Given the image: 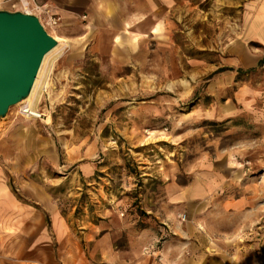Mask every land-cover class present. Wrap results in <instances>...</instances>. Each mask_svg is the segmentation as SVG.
I'll use <instances>...</instances> for the list:
<instances>
[{"label": "rangeland", "instance_id": "374dc122", "mask_svg": "<svg viewBox=\"0 0 264 264\" xmlns=\"http://www.w3.org/2000/svg\"><path fill=\"white\" fill-rule=\"evenodd\" d=\"M194 1L198 6L174 20L176 66L158 57L153 43L145 62L98 56L84 24L66 27L72 46L50 66L39 106L52 122L36 120L32 137L45 150L23 177L46 184L70 237L57 240L44 210L47 240L1 242L0 264H131L123 258H136L143 244L141 253L151 250L169 215L228 235L264 264V125L244 111L228 120L205 119L203 107L196 113L214 100L209 86L222 73L218 34L228 10L222 0ZM240 84L264 88V64L239 72L214 103L232 100ZM18 111L0 120V132L23 122ZM82 165L94 166V174ZM11 174L19 199L33 204ZM196 183L201 191L194 194Z\"/></svg>", "mask_w": 264, "mask_h": 264}, {"label": "crops", "instance_id": "0c3cea01", "mask_svg": "<svg viewBox=\"0 0 264 264\" xmlns=\"http://www.w3.org/2000/svg\"><path fill=\"white\" fill-rule=\"evenodd\" d=\"M44 1L62 19L57 28L60 35H64L69 25H82L80 19L85 16L92 20L93 31H87L88 39L93 41L92 50L98 56L113 57L121 63L138 57L145 62L150 53L148 46L153 43L157 56L168 57L174 66L177 65L176 44L172 39L174 20L181 10H192L198 6L194 0ZM222 1V7L228 13L218 34L217 51L219 68L225 71L210 83V96L214 99L211 104L200 103L194 108L203 107L205 119L228 120L244 111L264 125L263 86L240 84L234 90L232 100H227L225 105L214 103L222 92L236 85L239 72L258 69L264 60V0ZM0 10L14 11L4 0H0ZM7 125L2 126L3 131L0 132V243H23L38 238L47 240L48 229L43 213L46 210L53 220L57 240L65 244L70 230L58 206L52 203L46 184L23 177L30 170L37 169L38 160L45 150L44 144L33 142L35 135L31 132H26L24 139L17 140L14 128L8 130ZM12 154H17L16 162L8 164L13 160L10 159ZM56 159V156L52 158L53 164ZM79 169L84 173L86 170L88 175L95 172L91 165H82ZM9 171L12 172L13 185L35 205L19 199L9 181ZM169 219L171 221L165 223L168 228L154 234L151 250L141 253L143 244L136 258L130 252L123 259L131 261V264H262L254 253L242 250L240 244L228 235L220 236L210 228L205 230L198 225H182L176 221L175 215H169ZM165 229L172 236H166ZM177 239L178 242L175 241Z\"/></svg>", "mask_w": 264, "mask_h": 264}, {"label": "water", "instance_id": "95a60500", "mask_svg": "<svg viewBox=\"0 0 264 264\" xmlns=\"http://www.w3.org/2000/svg\"><path fill=\"white\" fill-rule=\"evenodd\" d=\"M57 45L36 16L0 10V120L29 97L44 57Z\"/></svg>", "mask_w": 264, "mask_h": 264}, {"label": "bare ground", "instance_id": "6f19581e", "mask_svg": "<svg viewBox=\"0 0 264 264\" xmlns=\"http://www.w3.org/2000/svg\"><path fill=\"white\" fill-rule=\"evenodd\" d=\"M82 20L81 22H83L82 24H84L83 26L85 30L92 32L93 31L92 30L93 28L92 20L86 16L83 17ZM61 23H62V19L60 17V23L58 24V26L55 28L53 27L51 32L48 31V33L58 41V45L44 57L29 97L24 102L17 105V107L27 105L34 113H38L39 106L43 103V92L47 85L46 79L50 71V66L59 59V57L63 54V52L67 48L72 46V44L67 40V38L64 37L63 35H60L57 31V28L61 25ZM21 118L23 119V122H19L20 124H18L14 129L15 137L19 141H20V138L22 139L25 138L26 132H31L32 134H35L38 131L37 122L35 119H31L27 117L25 118L21 117ZM40 121L47 125L51 124L52 122L51 115L43 114V119ZM20 143L22 144L23 142H20ZM200 188L201 187L199 183H196L193 193L196 194L200 192L201 191Z\"/></svg>", "mask_w": 264, "mask_h": 264}, {"label": "built area", "instance_id": "2783aa9c", "mask_svg": "<svg viewBox=\"0 0 264 264\" xmlns=\"http://www.w3.org/2000/svg\"><path fill=\"white\" fill-rule=\"evenodd\" d=\"M4 2L11 4V8L14 11L36 16L47 32L48 29L52 30L53 27H57L60 23V16L54 14L44 0H4ZM18 113L24 118L27 117L39 121L43 119V113L40 110L38 113H34L27 105L19 107ZM179 218L185 221L186 215H180Z\"/></svg>", "mask_w": 264, "mask_h": 264}, {"label": "trees", "instance_id": "16d2710c", "mask_svg": "<svg viewBox=\"0 0 264 264\" xmlns=\"http://www.w3.org/2000/svg\"><path fill=\"white\" fill-rule=\"evenodd\" d=\"M263 64H264V60L260 63V67H262ZM255 70H257V69H253V70H250V71L252 72V71H255ZM224 71H225L224 69L220 70V72H224Z\"/></svg>", "mask_w": 264, "mask_h": 264}]
</instances>
